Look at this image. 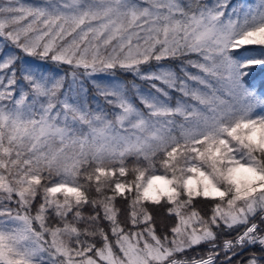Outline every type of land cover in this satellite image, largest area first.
Wrapping results in <instances>:
<instances>
[{"label": "snow or ice", "instance_id": "1", "mask_svg": "<svg viewBox=\"0 0 264 264\" xmlns=\"http://www.w3.org/2000/svg\"><path fill=\"white\" fill-rule=\"evenodd\" d=\"M0 264H264V0H0Z\"/></svg>", "mask_w": 264, "mask_h": 264}]
</instances>
